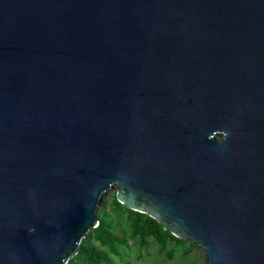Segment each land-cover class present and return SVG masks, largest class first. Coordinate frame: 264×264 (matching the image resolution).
<instances>
[{
    "label": "water",
    "instance_id": "1",
    "mask_svg": "<svg viewBox=\"0 0 264 264\" xmlns=\"http://www.w3.org/2000/svg\"><path fill=\"white\" fill-rule=\"evenodd\" d=\"M111 186L264 264V0H0V264H66Z\"/></svg>",
    "mask_w": 264,
    "mask_h": 264
},
{
    "label": "rangeland",
    "instance_id": "2",
    "mask_svg": "<svg viewBox=\"0 0 264 264\" xmlns=\"http://www.w3.org/2000/svg\"><path fill=\"white\" fill-rule=\"evenodd\" d=\"M215 137L220 138L221 134L216 133ZM114 191V186H111L101 195L96 217L104 219L118 238V254L111 253L107 246L96 241L91 229L84 234L81 241L107 253L109 260L103 264H205L203 251L192 241L166 239L163 244H159L150 235L144 238L135 235L134 215L121 203L115 206L112 197ZM74 262L85 264L76 255L66 264Z\"/></svg>",
    "mask_w": 264,
    "mask_h": 264
},
{
    "label": "trees",
    "instance_id": "3",
    "mask_svg": "<svg viewBox=\"0 0 264 264\" xmlns=\"http://www.w3.org/2000/svg\"><path fill=\"white\" fill-rule=\"evenodd\" d=\"M114 204L115 206L120 205L116 198L114 199ZM128 210L134 215L133 233L140 236V238L150 235L159 244H163L166 239L181 241L180 238H177L168 230L163 229L161 224L154 218L135 210ZM91 232L93 234V238L96 241H98L101 245L107 246L111 253L118 254V248L116 246L118 238L113 234L109 224L104 219L98 218V223L95 227L91 228ZM75 255L85 264H103L109 260L106 252L99 250L93 245H89L85 242L80 244ZM73 264L80 263L74 262Z\"/></svg>",
    "mask_w": 264,
    "mask_h": 264
}]
</instances>
